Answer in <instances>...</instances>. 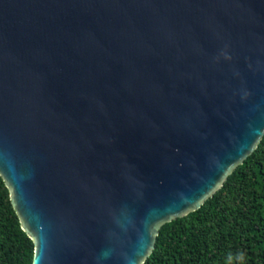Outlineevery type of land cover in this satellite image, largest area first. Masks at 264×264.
I'll list each match as a JSON object with an SVG mask.
<instances>
[{
    "label": "water",
    "instance_id": "water-1",
    "mask_svg": "<svg viewBox=\"0 0 264 264\" xmlns=\"http://www.w3.org/2000/svg\"><path fill=\"white\" fill-rule=\"evenodd\" d=\"M264 136V0H0V177L32 264H144Z\"/></svg>",
    "mask_w": 264,
    "mask_h": 264
},
{
    "label": "trees",
    "instance_id": "trees-1",
    "mask_svg": "<svg viewBox=\"0 0 264 264\" xmlns=\"http://www.w3.org/2000/svg\"><path fill=\"white\" fill-rule=\"evenodd\" d=\"M241 252L244 264H264V136L198 210L160 228L144 264H238ZM32 257L0 177V264H32Z\"/></svg>",
    "mask_w": 264,
    "mask_h": 264
},
{
    "label": "clouds",
    "instance_id": "clouds-1",
    "mask_svg": "<svg viewBox=\"0 0 264 264\" xmlns=\"http://www.w3.org/2000/svg\"><path fill=\"white\" fill-rule=\"evenodd\" d=\"M235 260L238 262V264H244L245 261V255L244 253H237L235 256Z\"/></svg>",
    "mask_w": 264,
    "mask_h": 264
}]
</instances>
